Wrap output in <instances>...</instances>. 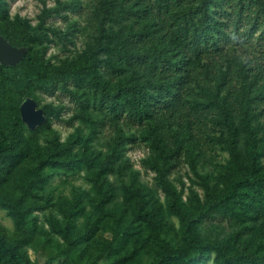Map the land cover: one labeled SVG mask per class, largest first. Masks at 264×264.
<instances>
[{
	"label": "rangeland",
	"instance_id": "374dc122",
	"mask_svg": "<svg viewBox=\"0 0 264 264\" xmlns=\"http://www.w3.org/2000/svg\"><path fill=\"white\" fill-rule=\"evenodd\" d=\"M96 2L0 0V27L6 22L31 27L43 35L32 47H41L55 67H83L109 25L89 27ZM29 96L55 112L32 129L21 122L17 141L5 156L0 231L30 264H42L60 251L74 264H146L159 258L161 264H183L162 257L173 251L192 257L187 264H218L240 252L264 254V215L249 209L251 198L231 211L210 204L236 175L225 147L229 136L222 134L211 147L185 146L182 140L177 155L162 158L146 129L112 121L94 109L80 81L62 89L31 88ZM257 135L263 136L242 131L233 143L238 159L259 174L264 157L246 149L251 140L256 147ZM185 229L196 244L214 249L203 248L202 257H193ZM48 264L67 260L58 256Z\"/></svg>",
	"mask_w": 264,
	"mask_h": 264
},
{
	"label": "trees",
	"instance_id": "16d2710c",
	"mask_svg": "<svg viewBox=\"0 0 264 264\" xmlns=\"http://www.w3.org/2000/svg\"><path fill=\"white\" fill-rule=\"evenodd\" d=\"M96 1L89 27L109 25L83 67H55L41 47H32L43 35L31 27L13 22L0 27L10 44L26 48L17 62L0 63V178L5 156L22 128L18 104L29 89H62L80 81L94 109L112 121L146 129L150 145L162 158L177 155L182 140L185 146L211 147L222 134L229 136L225 147L236 175L210 204L231 211L233 206L241 208L248 196L252 201L246 204H253L249 209L263 216L264 172L254 173L238 159L233 140L242 131L262 134L255 148L251 140L246 149L264 157V0ZM40 107L43 122L45 115L55 112L48 105ZM10 208L21 220L14 204ZM184 236L193 257H202L203 248L214 249L196 244L186 229ZM17 246L6 244L0 231V264H30ZM58 256L74 264L62 251L42 264ZM162 257L183 264L192 258L179 251ZM218 264H264V254L240 252L220 258Z\"/></svg>",
	"mask_w": 264,
	"mask_h": 264
},
{
	"label": "water",
	"instance_id": "95a60500",
	"mask_svg": "<svg viewBox=\"0 0 264 264\" xmlns=\"http://www.w3.org/2000/svg\"><path fill=\"white\" fill-rule=\"evenodd\" d=\"M26 52L24 45H12L0 34V63L12 64L17 62ZM19 118L25 127L32 129L44 120L42 108L37 106L35 100L24 96L18 104Z\"/></svg>",
	"mask_w": 264,
	"mask_h": 264
}]
</instances>
